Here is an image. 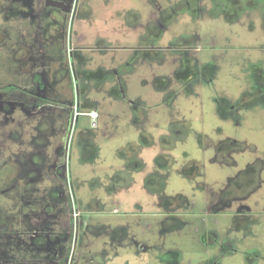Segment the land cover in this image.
<instances>
[{
  "label": "rangeland",
  "instance_id": "374dc122",
  "mask_svg": "<svg viewBox=\"0 0 264 264\" xmlns=\"http://www.w3.org/2000/svg\"><path fill=\"white\" fill-rule=\"evenodd\" d=\"M70 5L0 0V264H264V0Z\"/></svg>",
  "mask_w": 264,
  "mask_h": 264
},
{
  "label": "water",
  "instance_id": "95a60500",
  "mask_svg": "<svg viewBox=\"0 0 264 264\" xmlns=\"http://www.w3.org/2000/svg\"><path fill=\"white\" fill-rule=\"evenodd\" d=\"M73 0H46L47 5H51L54 7H58L63 11H70L71 5L70 3Z\"/></svg>",
  "mask_w": 264,
  "mask_h": 264
},
{
  "label": "built area",
  "instance_id": "2783aa9c",
  "mask_svg": "<svg viewBox=\"0 0 264 264\" xmlns=\"http://www.w3.org/2000/svg\"><path fill=\"white\" fill-rule=\"evenodd\" d=\"M78 114H79V111L75 109L74 116H78ZM88 114L92 119V122H91L92 126H95L96 122L94 121V119L96 118V112L91 111ZM75 212H76L75 215H77L78 214L77 211ZM74 228H77V226H75Z\"/></svg>",
  "mask_w": 264,
  "mask_h": 264
},
{
  "label": "trees",
  "instance_id": "16d2710c",
  "mask_svg": "<svg viewBox=\"0 0 264 264\" xmlns=\"http://www.w3.org/2000/svg\"><path fill=\"white\" fill-rule=\"evenodd\" d=\"M62 264H65V261H64V262H62Z\"/></svg>",
  "mask_w": 264,
  "mask_h": 264
},
{
  "label": "crops",
  "instance_id": "0c3cea01",
  "mask_svg": "<svg viewBox=\"0 0 264 264\" xmlns=\"http://www.w3.org/2000/svg\"><path fill=\"white\" fill-rule=\"evenodd\" d=\"M66 264V263H65Z\"/></svg>",
  "mask_w": 264,
  "mask_h": 264
}]
</instances>
